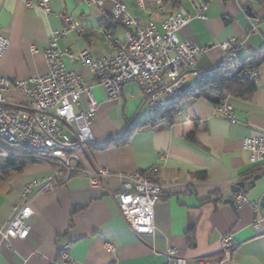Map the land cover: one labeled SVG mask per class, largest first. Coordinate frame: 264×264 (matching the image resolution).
I'll return each mask as SVG.
<instances>
[{
    "label": "crops",
    "instance_id": "crops-1",
    "mask_svg": "<svg viewBox=\"0 0 264 264\" xmlns=\"http://www.w3.org/2000/svg\"><path fill=\"white\" fill-rule=\"evenodd\" d=\"M25 1L0 0V33L10 41L0 59V77L23 80L45 74L44 51L51 32L62 28L63 17L69 16L83 31H71L60 40L62 62L80 76L97 103L90 125L93 142L80 155L84 167L104 168L107 175L101 188H91L87 178L74 176L45 190L52 168L30 162L0 181V224L12 218L24 186L32 185V215L25 222L28 236L1 244L0 264H60L64 247L71 258L68 264H164L169 250L184 264L203 259L215 264L221 256V237L228 233L235 249L222 264H264V221L254 228L251 207L237 208L231 200L237 193L233 185L256 175L260 178L255 186L241 191L259 204L264 194V169L254 167L242 148L245 137L264 134V61L257 66L250 98L225 93L216 103L191 96L169 102L155 114L135 82L126 83L119 98L111 99L94 75L80 63H71L67 54L88 50L96 59L114 54L105 35L119 42L125 36V27L110 13L114 1L123 2L131 16L159 26L180 7L192 14L189 0H180L176 7L163 4L157 13L152 12L154 0H143V6L136 0H104L101 8L82 0H50V16L28 8ZM178 35L209 48L198 58L197 70L213 67L221 57L220 44L234 40L240 45L237 58L223 70L238 73L264 55V0L209 2L204 18H192ZM4 98L9 104L23 100L13 88ZM89 98L83 92L74 111H86ZM221 103L232 108L235 123L217 112ZM63 130L74 139L75 124L64 125ZM109 142L112 145L102 147ZM10 148L0 149V157L11 154ZM253 168L259 172L252 173ZM136 172L153 176L163 187L154 207L152 235H137L118 212L122 176Z\"/></svg>",
    "mask_w": 264,
    "mask_h": 264
},
{
    "label": "built area",
    "instance_id": "built-area-1",
    "mask_svg": "<svg viewBox=\"0 0 264 264\" xmlns=\"http://www.w3.org/2000/svg\"><path fill=\"white\" fill-rule=\"evenodd\" d=\"M87 5L101 8L104 0H82ZM216 0H189L193 13L178 8L167 14L157 26L152 21H143L131 16L121 1H114L110 13L125 27L122 42L105 35L114 54L105 59L94 58L88 50L76 56L67 54L71 63L78 62L86 67L103 86L111 99L121 95L122 87L135 82L145 96L149 110L158 113L165 104L186 97L196 96L203 82L214 77L224 66L237 58L240 45L234 40L220 44L221 57L213 67L197 70L196 63L208 47H200L192 40L181 39L179 30L192 18L203 19L209 2ZM236 3L239 0H231ZM143 6V0H136ZM28 8H36L46 16L52 15L50 0L25 1ZM241 8V7H240ZM243 10V8H241ZM163 11V0H154L152 12ZM71 31L81 33L69 16L63 17V27L53 30L48 47L44 51L47 72L23 80L0 77V138L8 145L19 147L32 162L45 163L52 168V175L45 181V190L65 184L74 176L88 179L91 188H101L107 175L104 168L84 167L80 152H84L93 142L91 122L97 108L96 100L89 89L84 88L82 79L74 71L65 68L59 42ZM10 46V41L0 33V59ZM259 75L257 66H246L238 72L239 78L254 81ZM13 88L19 91L23 100L9 104L4 94ZM83 92L90 96L86 111H74ZM216 110L225 119L235 123L232 108L217 104ZM75 124L74 139L64 132V125ZM242 148L249 152L250 162L258 169H264V134L247 136L242 140ZM124 183L116 197L119 215L137 235H152L155 231L154 207L159 201L163 187L151 175L136 172L122 176ZM32 185H25L13 206V216L5 224H0V245L11 239L24 240L30 227L25 223L32 215L30 192ZM235 207L250 206L253 212L254 228L264 221L262 206L247 196L237 192L232 197ZM111 250L109 244L106 245ZM235 241L231 233L220 240L221 256L215 264H222L231 257ZM60 264H68L71 258L64 247L59 252ZM208 260H198L196 264H208ZM164 264H184L173 250L166 254Z\"/></svg>",
    "mask_w": 264,
    "mask_h": 264
},
{
    "label": "trees",
    "instance_id": "trees-1",
    "mask_svg": "<svg viewBox=\"0 0 264 264\" xmlns=\"http://www.w3.org/2000/svg\"><path fill=\"white\" fill-rule=\"evenodd\" d=\"M179 1L180 0H163V4L166 5L168 3H171L173 7H176L179 4ZM263 61L264 55H261L260 57L256 58L250 65L258 66ZM255 89L256 87L253 81L245 78H239L238 73L229 74L224 70H220V72L214 77L209 78L202 83L196 96L205 97L211 101L219 103L225 93H228L230 96L239 98H250ZM127 131L128 133H131V129H128ZM110 145H112V142H109L102 147H108ZM11 147L12 148L8 149L11 154H9L5 158L0 157V181L4 180L11 173L22 169L24 166L32 162L25 156L27 154L25 150L13 145ZM255 172H259V170L253 168L252 173Z\"/></svg>",
    "mask_w": 264,
    "mask_h": 264
},
{
    "label": "water",
    "instance_id": "water-1",
    "mask_svg": "<svg viewBox=\"0 0 264 264\" xmlns=\"http://www.w3.org/2000/svg\"><path fill=\"white\" fill-rule=\"evenodd\" d=\"M260 178L259 175L253 176V178L251 180H249L248 182L244 183L243 181L238 182L236 184L233 185L232 187V191L233 192H239L241 190L246 191V189H252L255 186V182ZM260 205H264V194L261 198V203Z\"/></svg>",
    "mask_w": 264,
    "mask_h": 264
},
{
    "label": "rangeland",
    "instance_id": "rangeland-1",
    "mask_svg": "<svg viewBox=\"0 0 264 264\" xmlns=\"http://www.w3.org/2000/svg\"><path fill=\"white\" fill-rule=\"evenodd\" d=\"M7 147H11V146H9L4 140L0 138V149H3V148L5 149Z\"/></svg>",
    "mask_w": 264,
    "mask_h": 264
},
{
    "label": "bare ground",
    "instance_id": "bare-ground-1",
    "mask_svg": "<svg viewBox=\"0 0 264 264\" xmlns=\"http://www.w3.org/2000/svg\"><path fill=\"white\" fill-rule=\"evenodd\" d=\"M88 149V148H87Z\"/></svg>",
    "mask_w": 264,
    "mask_h": 264
}]
</instances>
